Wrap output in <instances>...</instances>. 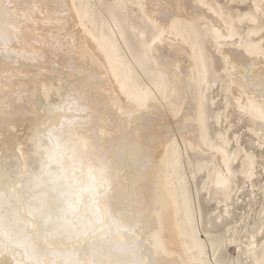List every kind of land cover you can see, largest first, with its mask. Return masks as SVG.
I'll return each mask as SVG.
<instances>
[{
    "label": "bare ground",
    "instance_id": "6f19581e",
    "mask_svg": "<svg viewBox=\"0 0 264 264\" xmlns=\"http://www.w3.org/2000/svg\"><path fill=\"white\" fill-rule=\"evenodd\" d=\"M262 158L264 0H0V264H264Z\"/></svg>",
    "mask_w": 264,
    "mask_h": 264
},
{
    "label": "rangeland",
    "instance_id": "374dc122",
    "mask_svg": "<svg viewBox=\"0 0 264 264\" xmlns=\"http://www.w3.org/2000/svg\"><path fill=\"white\" fill-rule=\"evenodd\" d=\"M217 65H219V63H217ZM217 93V92H216ZM215 93V94H216ZM239 127V128H238ZM238 127H236L235 129H237V130H239L240 131V135L242 136V138H245L246 137V135H245V131H244V128L243 129H240V127H241V124H239L238 125ZM216 128V126H214L213 127V129H215ZM246 146H248L247 144H246ZM263 160V161H262ZM262 161V162H261ZM262 163V164H261ZM264 166V158H262L261 160H260V164H259V166H258V169L263 173V170H262V167ZM260 179L262 178L261 176L259 177ZM207 209H210V208H213V205H212V202L210 201H208V200H206V202H205V205H204ZM227 249H228V251L226 252V254H228V255H231V254H233L232 253V251L233 250H231L232 249V246H231V248L230 247H227Z\"/></svg>",
    "mask_w": 264,
    "mask_h": 264
}]
</instances>
